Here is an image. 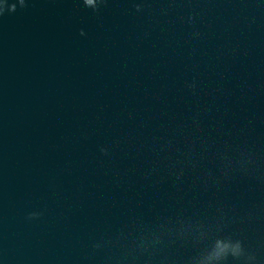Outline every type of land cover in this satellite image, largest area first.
I'll return each instance as SVG.
<instances>
[{
  "label": "water",
  "instance_id": "water-1",
  "mask_svg": "<svg viewBox=\"0 0 264 264\" xmlns=\"http://www.w3.org/2000/svg\"><path fill=\"white\" fill-rule=\"evenodd\" d=\"M0 264H264V0H0Z\"/></svg>",
  "mask_w": 264,
  "mask_h": 264
},
{
  "label": "clouds",
  "instance_id": "clouds-1",
  "mask_svg": "<svg viewBox=\"0 0 264 264\" xmlns=\"http://www.w3.org/2000/svg\"><path fill=\"white\" fill-rule=\"evenodd\" d=\"M89 2H91V0H89ZM102 151H106V150H102ZM35 216H36L35 213L30 214L29 219H31V218H33V217H35Z\"/></svg>",
  "mask_w": 264,
  "mask_h": 264
}]
</instances>
